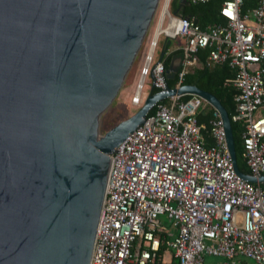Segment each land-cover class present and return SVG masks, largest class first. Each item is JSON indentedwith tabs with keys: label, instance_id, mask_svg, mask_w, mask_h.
I'll return each instance as SVG.
<instances>
[{
	"label": "water",
	"instance_id": "1",
	"mask_svg": "<svg viewBox=\"0 0 264 264\" xmlns=\"http://www.w3.org/2000/svg\"><path fill=\"white\" fill-rule=\"evenodd\" d=\"M158 3L0 0V264H88L108 156L169 96L194 94L216 110L235 173L264 183L238 169L226 109L195 85L150 89L100 134ZM181 60L172 57L167 80Z\"/></svg>",
	"mask_w": 264,
	"mask_h": 264
},
{
	"label": "built area",
	"instance_id": "2",
	"mask_svg": "<svg viewBox=\"0 0 264 264\" xmlns=\"http://www.w3.org/2000/svg\"><path fill=\"white\" fill-rule=\"evenodd\" d=\"M175 0H161L143 65L129 97L133 106L149 89L165 90L162 58L154 59L159 36L181 37L182 54L175 85L196 67L199 49L210 48L206 66L226 62L233 71L227 83L237 93L231 117L242 127L247 175H264V0L241 13L243 0H222V24L198 26L171 14ZM197 4L208 0H176ZM232 15H226L228 6ZM155 91V92H156ZM181 97H187L181 100ZM163 100H167L163 103ZM112 152L100 215L88 264H264V183L253 184L234 171L219 113L209 121L210 143L196 113L205 101L194 94L169 96ZM170 223L165 228L160 217ZM165 250L159 254L161 247ZM218 259L205 263L204 257Z\"/></svg>",
	"mask_w": 264,
	"mask_h": 264
},
{
	"label": "trees",
	"instance_id": "3",
	"mask_svg": "<svg viewBox=\"0 0 264 264\" xmlns=\"http://www.w3.org/2000/svg\"><path fill=\"white\" fill-rule=\"evenodd\" d=\"M221 1L222 0H208L204 3L197 4H178L175 0L172 6V12L177 16L189 17L195 20L198 26L205 28L207 25L222 24L224 22V18L219 13ZM256 5V0H243L241 13L254 8ZM167 44V40H164L161 43L160 53L165 51ZM210 50V48H202L197 51L196 56L198 59V64L185 74L182 84L195 85L213 94L226 109L231 122L237 167L242 173L247 174L249 173V170L243 158L241 140V133L243 129L240 124L231 120L235 107L234 96L236 95L237 90L232 85L227 83V80L232 78L233 71L229 68L226 62L215 64L213 66H206V58ZM179 52V50H175L169 55H164L162 57L161 60L165 70L168 68L171 58L174 55L179 54ZM166 82L167 86L170 88L174 87L175 85V79L167 80ZM155 91V89H151V92ZM186 98L187 97H181V100H185ZM162 102L166 103L167 100H163ZM152 112L153 109L149 111L148 115H150ZM212 113L213 108L206 103L196 113L197 122L203 126L201 133L204 137H206L209 143V121L211 119ZM164 250L165 247L162 246L159 254H162Z\"/></svg>",
	"mask_w": 264,
	"mask_h": 264
},
{
	"label": "rangeland",
	"instance_id": "4",
	"mask_svg": "<svg viewBox=\"0 0 264 264\" xmlns=\"http://www.w3.org/2000/svg\"><path fill=\"white\" fill-rule=\"evenodd\" d=\"M161 1V0H159ZM169 12L171 14H173L172 12V6H169L168 8ZM157 13V11H156ZM154 26H155V15L153 16V19L150 23V26L145 34V37L142 41V44L140 46V49L134 59V61L132 62V65L130 66L124 81L119 89V91L117 92L115 98L113 99V101L111 102V104L108 106V108L103 112V114L100 117V121H99V132L100 134H103L104 132H106L109 128H111L112 126H114L115 124L119 123L121 120L127 118L128 116H130L131 114H133L139 107L140 105L137 106H133L129 103V97L130 94L132 93L136 80L139 77V72L141 70V67L143 65V61L145 58V55L147 53L148 47H149V43L151 41L152 38V34L154 32ZM164 41L163 36H159V39L157 41V45L153 51L154 53V59H157L159 57V53H160V46L161 43ZM184 44V41L181 37H178L176 39H172L169 40L167 46L170 47H175V46H182ZM144 91L143 92H147L148 89L150 88L151 85V78L149 76V74H147L144 77ZM146 94H144L145 96ZM144 99V98H143ZM264 111L262 109L257 110L254 113V116H258V115H263ZM160 220L162 221L163 225L165 226V228H169L170 227V223L167 220V217L165 215H162L160 217ZM218 259L211 257V256H205L204 257V262L205 263H214L216 262Z\"/></svg>",
	"mask_w": 264,
	"mask_h": 264
},
{
	"label": "crops",
	"instance_id": "5",
	"mask_svg": "<svg viewBox=\"0 0 264 264\" xmlns=\"http://www.w3.org/2000/svg\"><path fill=\"white\" fill-rule=\"evenodd\" d=\"M171 48V47H170ZM159 57H160V53H159ZM172 59V58H171ZM178 60L177 59H175V62H177ZM149 91H150V89H148V91L147 92H145V94H146V96L148 95V93H149Z\"/></svg>",
	"mask_w": 264,
	"mask_h": 264
},
{
	"label": "clouds",
	"instance_id": "6",
	"mask_svg": "<svg viewBox=\"0 0 264 264\" xmlns=\"http://www.w3.org/2000/svg\"><path fill=\"white\" fill-rule=\"evenodd\" d=\"M231 10H232V6L229 5V6H228V10H227V12H231Z\"/></svg>",
	"mask_w": 264,
	"mask_h": 264
},
{
	"label": "snow or ice",
	"instance_id": "7",
	"mask_svg": "<svg viewBox=\"0 0 264 264\" xmlns=\"http://www.w3.org/2000/svg\"><path fill=\"white\" fill-rule=\"evenodd\" d=\"M225 14H226V15H229V16H231V15H232V13H231V12H226Z\"/></svg>",
	"mask_w": 264,
	"mask_h": 264
}]
</instances>
